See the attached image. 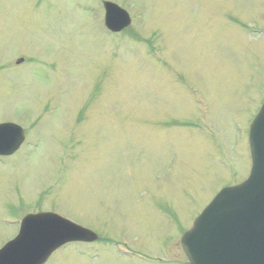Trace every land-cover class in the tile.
Segmentation results:
<instances>
[{"label": "rangeland", "instance_id": "obj_1", "mask_svg": "<svg viewBox=\"0 0 264 264\" xmlns=\"http://www.w3.org/2000/svg\"><path fill=\"white\" fill-rule=\"evenodd\" d=\"M111 1L133 16L119 32L104 0H0V122L27 130L0 158V245L16 217L56 210L102 240L48 264H157L121 254L124 233L188 264L182 233L250 169L238 128L264 100V0Z\"/></svg>", "mask_w": 264, "mask_h": 264}, {"label": "water", "instance_id": "obj_2", "mask_svg": "<svg viewBox=\"0 0 264 264\" xmlns=\"http://www.w3.org/2000/svg\"><path fill=\"white\" fill-rule=\"evenodd\" d=\"M109 10H120L107 3ZM25 139L24 129L15 123L0 124V152L11 153ZM254 165L244 183L225 188L184 237V247L193 264H203L205 251H219L235 231L252 234L264 241V106L251 128ZM241 225V226H240ZM241 233V232H240ZM96 235L89 229L71 224L53 213L31 214L24 220L21 234L0 250V264H42L59 245L70 240L91 241ZM214 264H223L215 257Z\"/></svg>", "mask_w": 264, "mask_h": 264}]
</instances>
